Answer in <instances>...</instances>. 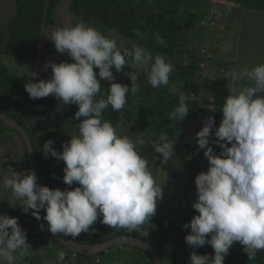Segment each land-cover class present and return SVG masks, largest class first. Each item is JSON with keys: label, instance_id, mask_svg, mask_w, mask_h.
Segmentation results:
<instances>
[{"label": "clouds", "instance_id": "clouds-1", "mask_svg": "<svg viewBox=\"0 0 264 264\" xmlns=\"http://www.w3.org/2000/svg\"><path fill=\"white\" fill-rule=\"evenodd\" d=\"M136 35L141 34L137 31ZM47 40L73 62H46L44 70L51 69L50 78L33 82L36 74L31 73L24 90L32 100L52 95L65 105L78 106L74 118H83L78 134L63 143L61 151L54 149L52 139L42 148L45 158L64 163L62 182L68 187L60 190L40 186L34 170L17 172L10 168V177L0 180L11 191L10 207L19 205L23 213L46 221L53 236L62 233L76 238L89 233L98 220L113 229L139 230L155 216L163 199V186L149 170L147 159L137 151L136 145L145 143L143 133L135 141L128 135H118L112 123L103 119V112L109 106L113 111L121 110L127 94L139 91L138 73L124 71L129 58L132 67L142 70L154 89L169 83L174 65L165 55L153 56L139 45L121 50L114 38L83 21L57 27ZM156 40L166 45L159 34ZM113 69L115 73L124 72L131 86L114 82ZM229 75L238 82L246 77L254 85L241 84L233 89L222 105L219 127L214 128V117L208 116L195 134L196 154L203 150L208 168L194 180L196 200L192 208L198 214L182 227L190 229L184 238L190 248L207 244L214 255L193 251L189 264H224L234 242L243 246L249 259L264 250V64ZM101 81L108 82L106 93L101 90ZM188 99L184 92L180 94L169 120L185 119ZM213 130L214 140L210 138ZM175 143L166 132L160 133L155 152L162 165L173 158ZM210 145L221 151L217 154ZM74 184L78 186L72 187ZM41 210L46 213L43 217ZM18 219L0 214V264H14L17 255L25 257L31 252L27 232ZM39 228L43 231L45 225L41 223ZM58 258L64 261L63 251Z\"/></svg>", "mask_w": 264, "mask_h": 264}, {"label": "trees", "instance_id": "trees-1", "mask_svg": "<svg viewBox=\"0 0 264 264\" xmlns=\"http://www.w3.org/2000/svg\"><path fill=\"white\" fill-rule=\"evenodd\" d=\"M57 1L58 0H15V13L7 22L8 36L6 38L0 36V87L8 93L4 101L0 100V112L17 121L24 127L29 135L36 154L38 175L43 186L64 190L68 187L62 182L64 174L62 169L65 165L60 167L52 166L48 160L44 159L38 153L34 144V139L41 137L49 138L55 140V143L62 145L67 142L71 136L78 134V124L80 120L83 119L82 117L80 120L74 118L75 112L78 111V106L75 104L65 105L63 101L57 100L52 95L36 100L30 99L28 93L24 90V86L12 82L9 78V66L6 62L7 58L18 59L23 63L36 61L44 27L53 23L51 10ZM253 2L258 3V9H264V1L261 2V4L260 0ZM195 5L200 7L199 11L202 7V10H211L219 6L238 7L250 10V7H248L250 5L248 4V0H150V3L145 4V6H136V8L124 7L119 3V0H72L70 10L73 15L79 18L80 22L83 21L96 28L112 30L127 40L138 42L139 46L146 48L153 56L158 54L165 55L169 62L174 65V70L169 77V83L167 85H162L158 89H154L148 83L146 76L138 74L137 83L139 85V91L136 92L132 98L128 97V95L126 96L127 103L121 110L113 111L111 106L105 109L103 112L104 120L110 121L112 125L116 127L124 126L134 115L135 118L133 120L143 124H146L145 121H147L149 117H152L147 121L145 128L148 127L153 131L164 128L165 132L167 130L177 132L183 125L189 126L190 123H192V120L190 121L189 118L195 112L198 111L199 114L205 113L203 112V105L199 104L198 107V104L194 101L197 100L198 91L203 85H199L200 89L195 85L196 83L198 84L204 76L202 62L212 63V57L208 53V58L206 59L201 55L196 56L194 48L189 47L187 39L178 35V26L180 25L183 27L182 30L185 32V26L183 25L188 24L192 16L195 15L193 12L195 10ZM200 15V18L204 16L202 13H200ZM217 16L218 13H216V11H210L204 18L210 17L213 21ZM137 31L141 35H136ZM156 34H159L164 39L166 45H161L156 40ZM1 57L5 58V64L1 62ZM125 69L129 71L132 70L127 67ZM94 71L98 72V69H94ZM113 72L116 77L114 82L122 83L129 87L131 86L129 78L115 73L114 70ZM176 84L185 87L184 93L189 96L187 101L189 112L181 122L177 119H168L170 113L179 103L180 94L169 92L170 87ZM108 86L107 81H101L102 92L106 93ZM8 91L16 92L21 98H18L15 93ZM154 91V100H151V93ZM192 94H194L195 97H193ZM135 96H138L136 102ZM212 97L215 102L216 98H218L219 102L221 101L222 104L218 107L213 105L208 113L198 117V122L208 116H212L217 126L220 122L219 119L222 118L221 108L225 100L221 99L222 94L218 91H213ZM99 98L101 97L98 96L97 99ZM196 108H198V110ZM0 127L4 126L0 124ZM11 131L15 132L13 130ZM155 135L153 139H151L152 141L157 138V135ZM20 141L22 142V150L25 155L24 171L28 169L27 156L21 138ZM146 141H149V139ZM147 145L148 144L143 147H146V150L151 149V147ZM192 148L194 152H197L198 145L195 143ZM199 154H203V150H199ZM16 157L18 158V156ZM17 158L13 159V163L16 167L23 163L19 159L17 160ZM76 186L78 185L74 184L72 187ZM69 190H71V188ZM41 214L42 216L45 215L42 210ZM27 215H30V213ZM42 222L47 225V222L43 221V219ZM40 223V221L36 222L34 217L31 225L26 224L23 220V224L30 227L33 231L37 229L35 226H39ZM167 230V228H164V232ZM49 233L48 231V234ZM50 235L53 238L51 242L57 244L61 249H65L69 254L72 253L60 245L55 236L51 233ZM122 235H131L148 242L159 254L162 264H175V261L171 259L166 251L160 246L159 248L154 246V242L149 238L151 235L150 232L146 235H141L135 230H121L104 238L98 237L87 240L82 239L81 234L76 238L69 237L78 243L95 244ZM46 237L47 234L45 235V238ZM49 242L50 241H48V243ZM129 248H131V253L126 263L154 264L151 258L140 249L134 247ZM197 254L214 255V253L207 250H201ZM77 258L88 259L92 257L78 256Z\"/></svg>", "mask_w": 264, "mask_h": 264}, {"label": "rangeland", "instance_id": "rangeland-1", "mask_svg": "<svg viewBox=\"0 0 264 264\" xmlns=\"http://www.w3.org/2000/svg\"><path fill=\"white\" fill-rule=\"evenodd\" d=\"M253 1L256 2L259 0H248V4H250L248 7H250V10L238 7L232 8L219 6L214 7L211 10H202V7L199 11L200 7L195 5V10L193 11L195 15H193L190 22L186 24L187 26L183 25L185 26V32L182 30L183 27L180 25L178 26V35L187 39L189 47L194 48L196 56L201 55L206 59L209 54L212 57V63L202 62V68L205 70H203L204 76L198 84H194L197 88H199V85H203L201 89L199 88L200 90L198 91L197 100L194 101L198 104V107L199 104L203 105V112L205 113H208L213 105L218 107L222 104L221 101L219 102L218 98H216V102L214 101L212 97L213 91L221 93V99L225 100V98L230 95V92L232 93V90L238 88L241 84H244L245 86L254 85V82L248 80L246 77L238 82L229 75L230 73H240L245 68L250 69L258 64H264V9H258V3H254ZM263 1L264 0H260V4ZM71 2L72 0H58L51 10L53 23L44 27L36 61L34 60L30 63H23L18 59H6L9 66V78L12 82L25 85V83L30 80L31 73L38 75L40 80L47 79L48 75L50 78L51 69L44 70L46 62H73L66 54L57 52L54 44L47 40L50 33L57 27H69L80 22L79 18L73 15L70 10ZM119 3L124 7L136 8V6H145V4L150 3V0H119ZM15 10V0H0V36L4 38L8 36L7 22L12 18ZM210 11H216V13H218V16L213 21L210 17L204 18V16ZM200 13L204 15L202 18H200ZM97 29L106 37L110 39L114 38L121 50L124 48L131 49L133 44L138 45V42L127 40L112 30L105 28ZM4 59V57H1V62L3 64H5ZM126 67L132 69L131 71L133 72H137L139 75L145 76L142 70L132 67L130 58L124 67V71L129 72V70L125 69ZM113 70L115 71V69ZM117 74L125 76L124 72ZM184 89L185 87L176 84L175 86L173 85L170 87L169 92L181 94L185 91ZM8 92L17 95L16 92ZM154 93L155 91L151 93V100H154ZM7 95L8 93L0 88V100L4 101L5 96ZM127 95L132 98L134 94L130 91ZM192 95L195 97L194 94ZM17 96L18 98H21L19 94ZM135 98L136 102L138 96H135ZM196 109L198 110V108ZM205 113L199 114L197 111L191 116L189 114V119L190 121L192 120V123H190L189 126L183 125L177 132L170 130L166 131L170 140L173 142L176 141L174 147L175 153L167 165L161 164L160 156L155 152V147L159 142V135L160 133L165 132L164 128L156 131H153L148 127L145 128L147 121L152 117H149L147 121H145L146 124H143L133 120L135 118L134 115L124 126L114 127L118 135H128L134 141L137 139L139 133H143L142 138L145 143L143 145L137 144V151L142 157L147 159L149 170L152 172L157 183L163 186V199L158 203L157 212L151 222L145 223L139 230L135 231L141 235H146L150 232L151 235L149 238L154 242V246L157 248L160 246L167 252L171 259L176 262V264H186L184 259L180 258V255L184 254L186 251H195L196 253H199L201 250H207L213 253V249L207 244L198 249L190 248L185 243L184 239L186 235L190 234V229H183L182 227L183 224L190 222L194 215L198 214L195 213L192 208V204L196 200V187L194 180L197 174L200 172H206L208 168L207 159L203 154L197 155V152H194L192 148L196 143L194 139L195 134L203 127L202 121L198 122V117ZM221 119L222 118L219 119L220 122ZM219 124H217V126L214 125V128L219 127ZM155 133L157 138L152 141L151 139H153ZM210 138L213 140L216 139L214 136V130ZM148 139L149 141H146ZM13 140L17 142L19 141L18 143L22 146V142L15 132H12L5 127H0V160L4 155L12 158V160L15 159L16 146L12 147L14 143ZM48 140L50 139L43 137L35 138L34 144L36 150L44 159L48 160L52 166H63L64 163L62 161H57L55 158L51 157H44L42 148L44 143ZM146 144H148L147 146H150L151 149L146 150V147H143ZM210 146L214 148V151L217 154L221 151L216 145ZM53 147L57 151L62 150L61 145L57 143H55ZM6 168V165L0 167V174H3V177L10 176V172ZM17 168L20 170V165H17ZM6 172L9 174L7 175ZM3 177H0V180H2ZM2 186H0V194H2ZM19 208V205L14 208L12 207V214L14 217H20V219H22V214L19 211ZM40 215L43 217L41 212ZM35 221L37 222L36 219ZM40 222L43 223L42 219ZM43 224L45 225L43 231L40 230L39 226H35L43 236V240L40 242H36L35 239H33L36 244L48 242L45 239V235L48 234L47 225L45 223ZM164 228H167L168 230L164 232ZM92 229H95L94 233H92ZM121 230L126 231L127 229H113L100 223L98 220L90 227L89 233H81V237L86 240L98 237L104 238ZM208 238L210 239V236ZM34 243H30L31 252L28 256L19 257L17 255L19 258H22V263H24L25 258L34 262L36 250V245ZM64 254L68 256V260L74 259L72 254H69L66 251ZM30 255H32V257ZM263 255L264 250H261L257 252L255 259H249L247 254L243 251V246L240 245L239 242H234L229 249V254L225 257L224 264H264V259L261 260ZM124 264L129 263L125 262Z\"/></svg>", "mask_w": 264, "mask_h": 264}, {"label": "crops", "instance_id": "crops-1", "mask_svg": "<svg viewBox=\"0 0 264 264\" xmlns=\"http://www.w3.org/2000/svg\"><path fill=\"white\" fill-rule=\"evenodd\" d=\"M39 80H40V78L38 77V75H36V79H34L33 82H38ZM0 88L3 89L2 87H0ZM13 141H14V143H13L12 147L16 146L15 158H17L16 156H18L17 160L19 159L20 161L23 162L22 164H20V169L23 171L24 159H25L24 156L25 155L23 153L22 146L18 143L19 141L18 142L15 140H13ZM7 172H6V174L8 175L9 173H7ZM0 177H3V174H0ZM0 186H2L1 183H0ZM1 188H2V190H1L2 194H0V214H7L10 218H12L14 216L12 214L13 213L12 207H10L12 200H13V198L11 196V191L7 188H3V186ZM21 208L22 207L20 206L19 209H21ZM30 212H31V210H30ZM18 223L21 226V228L27 232V242L29 244L34 243L33 230L30 227L24 225L23 219H20V217L18 219ZM126 231H128V230H126ZM34 244L36 245L34 262L28 260V258H25L24 263H22L21 262L22 258H19L18 256H16L14 264H33V263L34 264H64V263L66 264L68 262H69L68 264H124L125 262L128 261L129 254L131 253V248L119 247L116 249H110L107 252H104V253L99 254L97 256H93L92 258H88V259H81V258L76 257L72 260L69 259L70 260L69 261L67 259L68 256L65 255L64 261L61 262L58 258V253L61 251L65 252L66 251L65 249H61L54 242H49V243L44 242L41 244H36V243H34ZM190 253L191 252L186 251V252H184V254L180 255V258L184 259L186 264H189ZM30 256L32 257V255H30ZM263 259H264V255L262 256L261 260H263ZM175 264H176V262H175Z\"/></svg>", "mask_w": 264, "mask_h": 264}, {"label": "water", "instance_id": "water-1", "mask_svg": "<svg viewBox=\"0 0 264 264\" xmlns=\"http://www.w3.org/2000/svg\"><path fill=\"white\" fill-rule=\"evenodd\" d=\"M0 124L4 127L15 131L18 136L23 141V144L26 149L27 164L28 169L34 170L37 177V184L43 186L40 177L38 175V166L36 164V154L34 152L31 139L27 134L26 130L22 125H20L14 119L9 118L8 116L0 112ZM42 212L46 214L43 210ZM57 241L65 247L67 250L73 254L84 256V257H93L101 253L107 252L108 250L116 247L128 246L140 249L146 253L154 264H162L159 254L157 251L146 241L133 237L131 235H122L114 237L108 241L95 243V244H82L72 240L70 237H65L62 233H57L55 235Z\"/></svg>", "mask_w": 264, "mask_h": 264}, {"label": "built area", "instance_id": "built-area-1", "mask_svg": "<svg viewBox=\"0 0 264 264\" xmlns=\"http://www.w3.org/2000/svg\"><path fill=\"white\" fill-rule=\"evenodd\" d=\"M0 161H3V165H6L8 171L10 168H13L17 172H22V171L18 170L16 165H14L13 160L8 156H6V155L2 156ZM20 212L22 214V219L25 221V223L28 225H31V223L33 221V217L31 215H27V214L23 213L22 208L20 209ZM33 237H34L36 242H40L43 240V236H42L41 232H39L37 229L33 231ZM45 239L50 241V242L53 241L52 240L53 238L51 237L50 233L47 234V237ZM72 256L76 257V254H72Z\"/></svg>", "mask_w": 264, "mask_h": 264}]
</instances>
